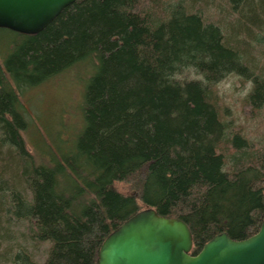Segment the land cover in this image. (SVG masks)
Returning <instances> with one entry per match:
<instances>
[{"label":"trees","instance_id":"obj_1","mask_svg":"<svg viewBox=\"0 0 264 264\" xmlns=\"http://www.w3.org/2000/svg\"><path fill=\"white\" fill-rule=\"evenodd\" d=\"M217 1L78 0L37 35L12 31L0 62V170L17 177L0 175V193L28 239L49 244L42 264H98L104 241L148 208L187 223L193 255L219 234L243 241L260 230L264 141L254 149L230 132L214 87L252 78L242 42H264V0H224L238 17L233 36L206 14ZM73 70L88 73L81 125L36 162L21 95ZM252 81L248 105L259 111L264 67ZM4 264L40 263L20 250Z\"/></svg>","mask_w":264,"mask_h":264},{"label":"rangeland","instance_id":"obj_2","mask_svg":"<svg viewBox=\"0 0 264 264\" xmlns=\"http://www.w3.org/2000/svg\"><path fill=\"white\" fill-rule=\"evenodd\" d=\"M217 2L215 8L208 7L206 14L220 26L226 27L227 32L233 36L239 25L238 17L230 15L232 12L224 0ZM241 34L240 39H248L244 30ZM17 40V34L0 28V62L12 47V43ZM242 44L247 49L245 60L248 61L253 76L247 78L230 74L222 79L214 87L216 103L223 120L229 125L230 132L241 133L254 149H260L264 141V109L259 111L251 109L248 105V97L253 89V77L258 76L264 67V42H242ZM87 74L86 70H73L21 95L31 122L29 129L22 135L28 152L36 162L45 161L37 151L42 146L44 150L47 146L52 148L58 138L69 141L72 133L79 129L82 122L80 104ZM189 78L196 77L191 74ZM1 163L7 164L4 156ZM12 171L7 164L5 169L0 170V175L4 180L11 181L14 176L17 177L16 169L14 173ZM18 187L26 196H30L22 183L20 186L18 183ZM116 188L124 194H129L127 183H119ZM7 197L8 195L0 193V264H4L8 254L20 250L29 251L33 259L42 264L47 256L49 244H36L28 239V224L14 220L6 211L10 207Z\"/></svg>","mask_w":264,"mask_h":264},{"label":"water","instance_id":"obj_3","mask_svg":"<svg viewBox=\"0 0 264 264\" xmlns=\"http://www.w3.org/2000/svg\"><path fill=\"white\" fill-rule=\"evenodd\" d=\"M78 0H0V28L34 36ZM192 232L181 219L154 209L138 212L102 244L98 264H264V221L258 233L236 241L222 233L193 255Z\"/></svg>","mask_w":264,"mask_h":264}]
</instances>
